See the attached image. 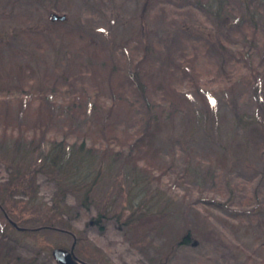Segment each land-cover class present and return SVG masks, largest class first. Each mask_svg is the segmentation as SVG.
<instances>
[{
	"label": "rangeland",
	"instance_id": "374dc122",
	"mask_svg": "<svg viewBox=\"0 0 264 264\" xmlns=\"http://www.w3.org/2000/svg\"><path fill=\"white\" fill-rule=\"evenodd\" d=\"M134 71L186 113L155 124L147 167L97 152L101 176L73 183L90 160L78 136L107 113L111 75L124 92ZM112 110L118 130L136 124L127 102ZM263 112L264 0H0V128L48 121L67 138L69 171H37L41 156L0 130V198L20 226L0 208V264H60L54 250L73 244L79 264H264Z\"/></svg>",
	"mask_w": 264,
	"mask_h": 264
},
{
	"label": "trees",
	"instance_id": "16d2710c",
	"mask_svg": "<svg viewBox=\"0 0 264 264\" xmlns=\"http://www.w3.org/2000/svg\"><path fill=\"white\" fill-rule=\"evenodd\" d=\"M137 64L138 67L139 62H137ZM111 72H114L113 69ZM148 75L150 74L148 73ZM113 77L114 76L111 75V82L109 83L110 96L109 98L105 99V101L110 102L109 108L106 109L108 110L107 113H105V115L101 119L102 121L93 122L90 126H88L89 130H92L93 136H78L79 144L77 146V149H79V152H81V154H78L80 156V162L86 163L83 156L90 158V160L88 159L89 161L85 166L86 168H89L85 169L84 171H78L79 169H74V171L84 172V174L67 173L69 172L68 167L64 165L65 163L63 162V159L61 161V158H64L67 155V152L63 151L66 143L68 142L67 138L64 137V134L62 136L51 134V132H49L50 129L46 126L48 125V121H46L47 123L42 122L41 124H37L35 121H32L31 123H29L30 125H23L21 122L24 121L22 120L16 121L15 124L17 125L11 127V129H9V126H5L3 129L0 128V130L3 131L2 137H5V134H10L11 138L17 137L16 140L12 141V143L14 144L13 146L16 147L17 150L24 151L27 150L28 147L31 149L33 148L36 153H38V156H41L40 163L36 168L37 171L48 173L55 179H58L56 177H58V175L60 174L61 176H65L68 174L67 177L73 178L72 182L76 184L78 183L77 181L75 182V178H77V175L84 177L86 176V174H89V172L92 171L97 177L98 175L101 176V174L99 173L100 170H96L95 172V169L92 168V165L94 163L93 159H95L98 155L97 152L102 156L100 162H103L106 156H112L115 159H124L127 163H132L133 166H136L138 164V161L140 163L143 162L147 167L148 161L142 154L143 150L141 149L143 148L142 145L143 143H145V141L146 144L154 142L152 138L155 136V124L158 123L160 119H165V122L169 120L174 121L179 115H184L186 112L183 111V108H181L180 105L182 103L178 100L177 94L172 93L173 89L169 90V87L165 86L162 82L160 83V81L158 82V84H154L155 81L153 80V78L147 79L144 73L142 75H138L137 72L134 71V79L132 82L133 84L131 83L130 85H127V83H121L120 88H123L124 92H121L120 90L114 91ZM41 90H43V88H41L40 91ZM118 92H120V94H118ZM70 95V93L64 95L69 98L66 99L67 101H70ZM43 97L46 108L52 109V105L56 103V99L54 100V102L52 100L51 103L48 96L44 95ZM72 99V103H79V100L77 101L76 97ZM46 101H49L48 104L46 103ZM121 102H127L129 107L132 106L133 109L137 110L136 124H133V126L128 129L119 128L118 130V127L115 126V121L112 120V107H114L116 104H122ZM59 103H61V101H59ZM48 143H50V148L49 150H47L46 154L43 153L42 150ZM261 151H263L262 154H264V148ZM19 157L22 158L21 156ZM76 159L78 160V158ZM96 181L97 178H95L89 190L94 187ZM85 186L86 184L84 183L78 185L71 184L67 188L60 187L58 195L64 197L67 190L75 192L79 191L80 188H83ZM10 191L11 188H9V192ZM89 195L90 193L89 191H87L85 199H87ZM4 201H2V199L0 198V208L4 211V214L8 217L9 222L11 223V218L10 216H8L10 212L8 211L9 209L5 207ZM103 216L104 214L101 213L97 217V220L99 218L103 219ZM46 226H49L50 228H53L55 226L57 227L54 222H51ZM189 237L190 235L186 233L181 237L180 243L189 242ZM165 263H167V259L161 258L157 263L154 264Z\"/></svg>",
	"mask_w": 264,
	"mask_h": 264
},
{
	"label": "water",
	"instance_id": "95a60500",
	"mask_svg": "<svg viewBox=\"0 0 264 264\" xmlns=\"http://www.w3.org/2000/svg\"><path fill=\"white\" fill-rule=\"evenodd\" d=\"M65 18L66 15H58V14L52 15L53 20H57V19L64 20ZM11 223L13 225H16V223L12 220ZM54 255L60 264H79V262L75 260L76 255L74 253V245L70 250L63 248H56L54 250Z\"/></svg>",
	"mask_w": 264,
	"mask_h": 264
},
{
	"label": "flooded vegetation",
	"instance_id": "af4514ba",
	"mask_svg": "<svg viewBox=\"0 0 264 264\" xmlns=\"http://www.w3.org/2000/svg\"><path fill=\"white\" fill-rule=\"evenodd\" d=\"M76 259L81 262V260L78 257H76Z\"/></svg>",
	"mask_w": 264,
	"mask_h": 264
}]
</instances>
